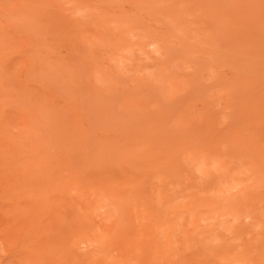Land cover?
Instances as JSON below:
<instances>
[{
    "label": "rangeland",
    "instance_id": "374dc122",
    "mask_svg": "<svg viewBox=\"0 0 264 264\" xmlns=\"http://www.w3.org/2000/svg\"><path fill=\"white\" fill-rule=\"evenodd\" d=\"M0 264H264V0H0Z\"/></svg>",
    "mask_w": 264,
    "mask_h": 264
}]
</instances>
